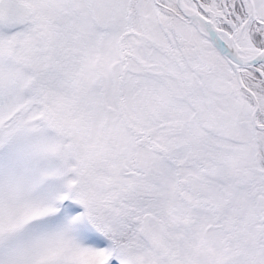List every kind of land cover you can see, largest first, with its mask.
<instances>
[{
	"label": "snow or ice",
	"instance_id": "1",
	"mask_svg": "<svg viewBox=\"0 0 264 264\" xmlns=\"http://www.w3.org/2000/svg\"><path fill=\"white\" fill-rule=\"evenodd\" d=\"M0 264H264V0H0Z\"/></svg>",
	"mask_w": 264,
	"mask_h": 264
}]
</instances>
